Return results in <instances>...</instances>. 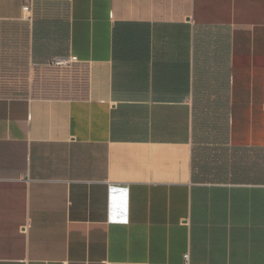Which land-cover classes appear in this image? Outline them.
Returning <instances> with one entry per match:
<instances>
[{"label": "crops", "instance_id": "crops-1", "mask_svg": "<svg viewBox=\"0 0 264 264\" xmlns=\"http://www.w3.org/2000/svg\"><path fill=\"white\" fill-rule=\"evenodd\" d=\"M54 7L0 0V264H264V162L207 181L196 148L264 152V0Z\"/></svg>", "mask_w": 264, "mask_h": 264}, {"label": "rangeland", "instance_id": "rangeland-1", "mask_svg": "<svg viewBox=\"0 0 264 264\" xmlns=\"http://www.w3.org/2000/svg\"><path fill=\"white\" fill-rule=\"evenodd\" d=\"M37 2H50L54 4L56 16L59 14L61 21L67 10L68 0H36ZM55 16V17H56ZM55 24V23H53ZM55 60L47 65H34L33 67V94L38 95H62L64 92L61 86H58L60 68L54 64ZM2 83L4 81L1 80ZM8 84H0V95H14L19 92L8 88ZM207 135L197 140L198 149L197 163L201 173V179L207 181H219L228 178V165L232 160L246 161L245 158L255 156L264 162V152H258L255 155L243 151H236L228 146L226 138V125L223 122H210L202 127ZM237 162V161H236ZM239 162V161H238ZM245 176V175H243Z\"/></svg>", "mask_w": 264, "mask_h": 264}, {"label": "built area", "instance_id": "built-area-1", "mask_svg": "<svg viewBox=\"0 0 264 264\" xmlns=\"http://www.w3.org/2000/svg\"><path fill=\"white\" fill-rule=\"evenodd\" d=\"M24 11L30 12L31 8L29 6H27V7L24 8ZM76 61H77V59L75 57H72V58H61V59L55 60L54 64L57 67L63 68V67H67L68 65H70V64H72V63H74Z\"/></svg>", "mask_w": 264, "mask_h": 264}]
</instances>
